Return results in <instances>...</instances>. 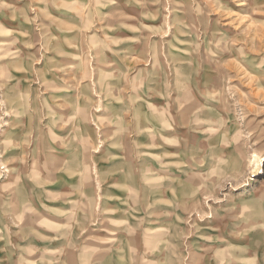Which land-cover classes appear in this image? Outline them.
<instances>
[{"label":"rangeland","instance_id":"1","mask_svg":"<svg viewBox=\"0 0 264 264\" xmlns=\"http://www.w3.org/2000/svg\"><path fill=\"white\" fill-rule=\"evenodd\" d=\"M0 264H264V0H0Z\"/></svg>","mask_w":264,"mask_h":264},{"label":"bare ground","instance_id":"2","mask_svg":"<svg viewBox=\"0 0 264 264\" xmlns=\"http://www.w3.org/2000/svg\"><path fill=\"white\" fill-rule=\"evenodd\" d=\"M251 158H252L254 161H255V159H256L255 156H252ZM252 164H253V161H251L250 165H252Z\"/></svg>","mask_w":264,"mask_h":264}]
</instances>
